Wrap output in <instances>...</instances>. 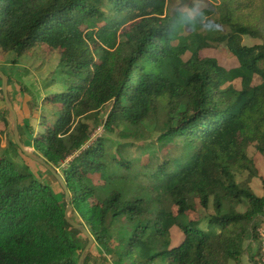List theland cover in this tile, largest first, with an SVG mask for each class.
Wrapping results in <instances>:
<instances>
[{"label": "trees", "instance_id": "obj_1", "mask_svg": "<svg viewBox=\"0 0 264 264\" xmlns=\"http://www.w3.org/2000/svg\"><path fill=\"white\" fill-rule=\"evenodd\" d=\"M167 8L168 0H0V50L21 57L47 44L64 68L56 83L65 88L51 97L62 104L59 117L37 134L28 123L32 144L21 139L56 168L80 151L62 168L71 216L88 223L116 262L240 263L244 243L260 237L264 221V194L236 180L258 174L250 145L264 156V42L243 43L244 35L264 39V0H221L218 11L194 15ZM214 43H226L239 64L228 68L204 55ZM0 97L11 115L2 88ZM109 102L107 130L124 126L126 136L139 135L155 116L158 144L137 151L126 142L114 152L99 138L83 149L92 133L83 118ZM166 141L178 146L173 158L160 154ZM144 150L151 157L142 163ZM245 198L247 209L237 210ZM211 200L216 214L204 230L198 204L209 208ZM66 205L65 192L57 194L7 148L0 157V264H79L88 238L68 223ZM125 221L135 228L113 247ZM173 226L185 234L175 247Z\"/></svg>", "mask_w": 264, "mask_h": 264}, {"label": "rangeland", "instance_id": "obj_2", "mask_svg": "<svg viewBox=\"0 0 264 264\" xmlns=\"http://www.w3.org/2000/svg\"><path fill=\"white\" fill-rule=\"evenodd\" d=\"M221 0H168V13H174L176 10H182L190 12L194 15L196 10H201L203 8H213V10L218 11V6ZM217 16L219 13L216 14ZM188 31V30H187ZM264 42L263 38L251 37L249 35L243 36V43L249 46L255 44H261ZM0 53V70L3 71L7 76L11 77V84L16 83V87L19 90L28 91L31 96H36L35 101L39 107L36 108L37 113L34 114V119L32 120V128H37V133L46 130L47 126L55 121L61 113L62 104L51 102L52 94L62 91L65 88L63 82L56 83L60 80V73L64 69L60 65V53L54 51L47 44H39L30 50L29 53L25 54L24 57H18L14 51ZM204 55L216 57L220 63L228 68L237 66L239 64L238 58L233 55L226 43H214L213 46L204 50ZM190 53H187L185 58H189ZM21 60V63H20ZM13 78V81H12ZM31 80V81H30ZM260 79L257 77L255 82L258 83ZM29 83V84H28ZM28 84V85H25ZM237 87H240V81L235 82ZM0 86H2V80H0ZM38 88L41 90L38 91ZM14 90V89H13ZM12 89H10V94ZM24 93V92H23ZM24 98V94L22 95ZM1 98V97H0ZM22 101V100H21ZM24 101V100H23ZM35 104V103H34ZM113 102H109L101 109L97 114H90L83 119L90 124L91 128V138L83 146V149L88 148L97 141L99 138H103L107 142V147L116 152L117 147L122 143L134 144L131 148L138 149L137 151H142L150 145H154L157 142V138L162 131L160 121L157 117H152L150 120L145 121L141 133L139 135H129L126 134L129 130L124 126L116 127L114 131H109L106 129L105 121L110 113ZM33 108V106H32ZM9 124H5L3 128H0L1 133V146H0V157L4 156L6 149L10 148L12 152V157L19 163V165L25 164L29 170H31L39 180L49 184L53 190L60 194H64V190L57 180L56 176L44 165L38 163L31 158H23V153L15 154L13 147L10 146L8 140L14 139L12 134L11 122L12 117L10 114ZM2 120V119H1ZM40 122L39 124H37ZM159 122V124H158ZM163 122V121H162ZM6 128V129H5ZM129 129V128H128ZM31 127L29 131H31ZM166 146L161 150L160 154L165 158H173L177 154L178 146L172 141L164 142ZM157 149V146L155 147ZM15 149V148H14ZM31 149L39 153L36 148L31 147ZM146 153L142 156V163L150 160V153L144 150ZM80 152V151H78ZM74 154L69 157L66 162H64L58 169L59 173L62 174V168L67 167L69 162L78 154ZM249 156L254 160L257 168L258 174L250 178V173L245 172L236 175L237 182H243L248 180V185L257 195L264 194V156L256 149L255 145H250L248 148ZM213 175H217L216 171H212ZM64 199V196L62 200ZM248 199L245 198L244 202L237 206V210L245 211L248 207ZM176 210V207H174ZM73 210V209H72ZM198 218L201 220L200 228L207 230L209 228V221L212 215L216 214V210L213 205V200H211L209 208H204L198 204ZM71 215L73 212L71 211ZM79 216V215H78ZM79 222L85 224V226L90 229L88 223L79 217ZM135 225L127 221L120 222L114 230L113 247L119 244V236L123 234V237L128 238L131 231H133ZM259 238H251L246 240L244 243L247 252L242 256L241 262H236L232 260L230 264H264V221L260 223L258 228ZM172 244L171 247L178 246L184 240V231L178 227L173 226L171 228ZM82 241L86 242L85 238L78 235ZM250 254V256L248 255ZM89 262L87 264H120L116 262L117 256L113 252H109L102 245H100L96 240L88 252ZM254 259V261L251 259ZM255 261L257 263H255Z\"/></svg>", "mask_w": 264, "mask_h": 264}, {"label": "water", "instance_id": "obj_3", "mask_svg": "<svg viewBox=\"0 0 264 264\" xmlns=\"http://www.w3.org/2000/svg\"><path fill=\"white\" fill-rule=\"evenodd\" d=\"M0 78L2 79V92L4 95L5 103L8 109L10 110L11 117H12V122H11V128L14 134V140L17 146L21 149V151L29 158L37 161L38 163L44 165L46 168H48L57 178L59 183L61 184L64 192H65V199H66V209H65V218L70 223L74 228L80 230L87 238H88V243L86 244L85 248L83 249L80 258H79V264H85V259L88 255V252L92 248L95 239L92 236L91 232L89 229L85 226V224L78 222L74 220L71 216V211L73 209V203H72V196L70 193V190L68 188V185L66 183V180L62 176V174L59 173L58 169L49 163L42 155L39 153L33 151L30 147L26 146L20 135V130H19V117L17 110L14 106V103L10 97L9 94V78L8 76L0 70Z\"/></svg>", "mask_w": 264, "mask_h": 264}, {"label": "crops", "instance_id": "obj_4", "mask_svg": "<svg viewBox=\"0 0 264 264\" xmlns=\"http://www.w3.org/2000/svg\"><path fill=\"white\" fill-rule=\"evenodd\" d=\"M0 53H2V52L0 51ZM22 57H24V55ZM20 63H21V60H20ZM8 78H9V94H10V89H12V93L10 94V96H11V99H12V101L14 103V106H15V108L17 110V113H18L19 124L21 125V132L24 133L21 137H22L23 140L24 139L28 140L27 143L31 142V144H32V141L29 138L30 135L28 134V130L26 128V125L28 123L31 124L32 120L35 117L34 114L36 115V113H37L36 108L39 107V106L37 105V103L35 101V97L36 96H31L28 91H23L22 89L21 90L17 89L15 82H13L14 83L13 86L10 85L11 84V77L8 76ZM12 81H13V78H12ZM28 84H25V85H28ZM0 88H1V86H0ZM38 91L41 92V90L39 88H38ZM23 94H24V98L22 97ZM1 103L2 102L0 101V128H3V126H6L5 124H7V122H10V119H9L8 113L2 107ZM32 106H33V108H32ZM3 116H5L7 118L6 122L3 119ZM39 123L40 122H38L37 124H39ZM34 132H35V134H37V128L34 129ZM8 142H9V145H10L11 144L10 140H8ZM28 147L35 148L34 146H28Z\"/></svg>", "mask_w": 264, "mask_h": 264}]
</instances>
